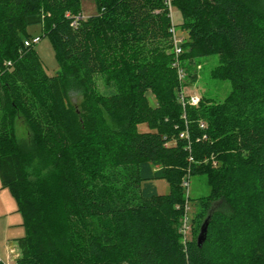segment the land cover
Segmentation results:
<instances>
[{
	"label": "trees",
	"instance_id": "trees-1",
	"mask_svg": "<svg viewBox=\"0 0 264 264\" xmlns=\"http://www.w3.org/2000/svg\"><path fill=\"white\" fill-rule=\"evenodd\" d=\"M83 1L0 0V178L27 231L14 264H264V0H171L189 31L179 56L166 0H95L72 25ZM35 24L55 74L25 45ZM213 55L230 92L184 105ZM196 176L201 245L182 241Z\"/></svg>",
	"mask_w": 264,
	"mask_h": 264
},
{
	"label": "rangeland",
	"instance_id": "rangeland-1",
	"mask_svg": "<svg viewBox=\"0 0 264 264\" xmlns=\"http://www.w3.org/2000/svg\"><path fill=\"white\" fill-rule=\"evenodd\" d=\"M98 13V6L95 0H84L82 3V15L89 17ZM171 16L175 30L178 37L187 39L189 31L184 30L180 24L182 22L181 10L176 5L171 7ZM29 31L32 36L41 35L40 42L35 44V50L39 54L48 74H55L59 69V60L54 48L53 42L49 36L44 32L42 24H35L30 26ZM198 65L195 66L197 72L196 78L186 79V86L184 92L187 95H207L212 97L215 101H222L231 90L229 81H219L210 78V70L218 63V56L213 55L207 58L197 59ZM102 87V83L100 82ZM71 99L77 103L80 102V95H71ZM153 103H156L155 98L151 96ZM140 130H148L147 124H140ZM16 135L18 138H24L29 135V128L23 118H17L15 125ZM187 198H190L187 203L188 210V224L187 231H182V241H188L193 237H198L200 233L199 219L197 212L199 211V204L197 199L202 195H208L210 186L206 176H196L190 179ZM159 193H168L170 190L169 183L164 179L155 181ZM193 218H195L193 220ZM184 227V226H183ZM199 229V230H198ZM26 227L24 225V218L19 211V206L16 198L11 192L10 188L4 187L0 178V260L4 264H14L20 255L19 240L26 235Z\"/></svg>",
	"mask_w": 264,
	"mask_h": 264
},
{
	"label": "built area",
	"instance_id": "built-area-1",
	"mask_svg": "<svg viewBox=\"0 0 264 264\" xmlns=\"http://www.w3.org/2000/svg\"><path fill=\"white\" fill-rule=\"evenodd\" d=\"M166 3L168 4L169 9L171 11L172 1L171 0H166ZM83 17L84 16L82 14L78 15V17L73 21L72 25H77V23L79 22V20L81 18H83ZM172 31H173L174 52H175V54L177 56H179L184 51V48H183L184 38L177 36V33H176V30H175V25L174 24H173V27H172ZM41 39H42V36L41 35L33 36V37L28 38V39L25 40V45L26 46L34 45V44L40 42ZM175 66H177L178 74H179L180 79L183 80L185 78V73H184L183 69L181 68L180 61L179 60H177L175 62ZM180 99L182 100V102H183L184 105L186 103H190L192 105H197L199 103V101H200V96L199 95H187L184 92V86H182V88L180 90ZM201 126L204 127V123H202ZM181 135L184 136L185 133H182ZM192 159L193 158L190 157V160H192ZM184 185L186 187H188L189 182H188L187 179L184 181ZM184 230H185V232L187 230V224L186 223L184 225Z\"/></svg>",
	"mask_w": 264,
	"mask_h": 264
},
{
	"label": "water",
	"instance_id": "water-1",
	"mask_svg": "<svg viewBox=\"0 0 264 264\" xmlns=\"http://www.w3.org/2000/svg\"><path fill=\"white\" fill-rule=\"evenodd\" d=\"M210 218V217H209ZM209 218H207L203 224L201 225L200 233L198 235V243L201 245L203 241L205 240L208 232V227H209Z\"/></svg>",
	"mask_w": 264,
	"mask_h": 264
}]
</instances>
